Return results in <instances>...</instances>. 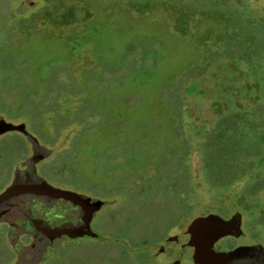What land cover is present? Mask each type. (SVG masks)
<instances>
[{"label": "rangeland", "instance_id": "1", "mask_svg": "<svg viewBox=\"0 0 264 264\" xmlns=\"http://www.w3.org/2000/svg\"><path fill=\"white\" fill-rule=\"evenodd\" d=\"M208 1L0 0V115L50 150L48 182L106 201L97 238H62L40 264H168V234L239 209L246 177L222 192L200 173V131L225 124V14ZM233 1L264 19V0ZM180 81L196 84L185 101ZM26 148L0 138V189Z\"/></svg>", "mask_w": 264, "mask_h": 264}, {"label": "flooded vegetation", "instance_id": "2", "mask_svg": "<svg viewBox=\"0 0 264 264\" xmlns=\"http://www.w3.org/2000/svg\"><path fill=\"white\" fill-rule=\"evenodd\" d=\"M10 131L1 132L0 138ZM13 132L23 138L27 148L25 154L13 165L10 177L0 189V193L13 181L31 184L37 176L44 179L48 185L69 189L48 182L41 175L38 165L46 159L45 157L38 160L34 167L30 166L34 155L32 145L23 133ZM263 188L264 185L252 197L254 204L248 209H236L226 214L225 212L221 214L215 211L206 212L193 217L188 224L176 232L168 234L158 247L171 255L168 264H264V235L251 232L261 228L262 223L264 224V196L261 191ZM2 210L4 218L0 220V242L4 244L5 250L0 251V264H40L45 254L60 239L80 238H73L67 234L56 236L48 232L49 229L65 226L84 227L85 221H88L89 229L92 230L93 216L98 211H95L89 219L83 207L45 193L16 196L8 201ZM253 210L257 211L259 219L252 218L250 212ZM209 214L229 220L233 228L232 233L213 239L194 235L184 244L174 238L185 232L193 219ZM235 215V218L238 216V220L234 218ZM237 221L238 228H235ZM210 230H213V226L207 227V231Z\"/></svg>", "mask_w": 264, "mask_h": 264}, {"label": "trees", "instance_id": "3", "mask_svg": "<svg viewBox=\"0 0 264 264\" xmlns=\"http://www.w3.org/2000/svg\"><path fill=\"white\" fill-rule=\"evenodd\" d=\"M212 1L225 14L226 23L225 33L214 41L225 42V47L219 44L211 54L225 58V124L200 131L208 136L199 153L203 159L200 173L213 190L222 192L246 177L247 183L233 201L241 209L264 185V19L251 14L242 2ZM179 85L173 95L181 93L184 101L185 94L196 90L194 82L180 81ZM231 209L236 210L235 206Z\"/></svg>", "mask_w": 264, "mask_h": 264}, {"label": "water", "instance_id": "4", "mask_svg": "<svg viewBox=\"0 0 264 264\" xmlns=\"http://www.w3.org/2000/svg\"><path fill=\"white\" fill-rule=\"evenodd\" d=\"M19 131L23 133L32 145L34 155L31 158L30 166L34 167V164L41 158L47 156L50 153V150L40 145L37 139L31 135L25 128L24 123H12L4 120L0 115V133L4 131ZM48 194L53 197H60L65 200L71 201L74 204H77L83 207L86 210L87 216L89 219L92 217V214L99 210L106 201H103L98 198H92L84 194H80L71 190L61 189L48 185L44 179L40 177L34 178L31 184H22L20 182L13 181L3 192L0 193V220L4 217L3 207L16 196H24L25 194ZM236 215L234 216V218ZM235 219H239L238 216ZM229 220H223L215 214H209L203 217H197L191 221L186 231L176 235L174 238L179 240L180 243L184 244L190 240L194 235L203 236L206 239H213L218 236L231 234L233 228L230 226ZM208 226H213V230L207 231ZM86 228V229H85ZM235 228H238V221ZM48 232L53 235L67 234L70 237H89L97 238L98 234L89 229L88 221H85L84 227L81 226H65L58 228H51Z\"/></svg>", "mask_w": 264, "mask_h": 264}]
</instances>
